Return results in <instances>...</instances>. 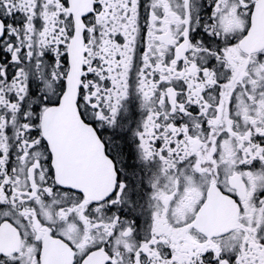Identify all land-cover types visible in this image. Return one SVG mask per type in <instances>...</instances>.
<instances>
[{"label":"snow or ice","instance_id":"6c2138e0","mask_svg":"<svg viewBox=\"0 0 264 264\" xmlns=\"http://www.w3.org/2000/svg\"><path fill=\"white\" fill-rule=\"evenodd\" d=\"M0 264H264V0H0Z\"/></svg>","mask_w":264,"mask_h":264}]
</instances>
